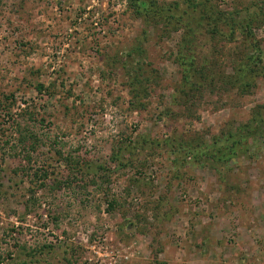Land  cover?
I'll list each match as a JSON object with an SVG mask.
<instances>
[{
  "label": "rangeland",
  "instance_id": "374dc122",
  "mask_svg": "<svg viewBox=\"0 0 264 264\" xmlns=\"http://www.w3.org/2000/svg\"><path fill=\"white\" fill-rule=\"evenodd\" d=\"M131 1L0 0V264H264V0H209L260 17L245 86L240 33ZM188 39L214 81L187 97Z\"/></svg>",
  "mask_w": 264,
  "mask_h": 264
},
{
  "label": "trees",
  "instance_id": "16d2710c",
  "mask_svg": "<svg viewBox=\"0 0 264 264\" xmlns=\"http://www.w3.org/2000/svg\"><path fill=\"white\" fill-rule=\"evenodd\" d=\"M133 1V0H132ZM131 1V2H132ZM137 1V0H134ZM184 4L186 5V10H182L180 8L179 3H174L173 7L168 8H162V9H155L154 7H148L144 6V4L138 5V12L141 15H146L148 17H153L154 19L162 18L165 20H171L170 14L172 12L181 11L183 15H186L188 17V20L190 23L198 22L199 25L207 27L208 32H210V35L217 36L221 35L223 36L224 33L221 32L218 28V24H226L229 29L231 30L229 33L230 40L234 41L236 35L240 33V35L245 39L247 44L253 49L250 51L253 54L245 53V55L240 59V63L238 68L235 70L234 76L230 78L229 81L235 83H244L250 76H257L259 67L262 64V52L259 46V42H255L256 44H253L255 41L253 30L254 27L257 26L260 22V17H252V19L248 18V21L244 24H239L237 21V18L233 17L232 15H227L225 12H222L220 10V7L217 5H212V2L207 0L202 3H198L196 0H184ZM172 5V4H171ZM173 9V10H172ZM176 12V13H179ZM182 15V16H183ZM181 16V17H182ZM181 21V20H180ZM179 21V24H181ZM189 26V24H188ZM187 26V27H188ZM191 26V25H190ZM189 28V29H188ZM187 28V34L188 36H192V31L190 27ZM244 34V35H242ZM227 36V35H226ZM224 37V36H223ZM193 38V37H190ZM225 38V37H224ZM188 47L187 49H183L180 51L179 55L176 58V63L179 65L181 69L182 74V82L180 84V92L189 90V92H186L187 97L189 96V93L192 91H196L197 87H201L204 84H207L209 86H213L212 82L214 81V78L212 77V74L206 75L203 71L205 70V67L202 71V79L204 82L199 81L200 78H198L197 74L199 73L198 70L195 68L197 64V50L191 48L193 46V42L188 39ZM136 54L141 56L140 48L136 49L134 51ZM139 73H130L128 74L130 78L129 87L131 89L132 94V105L134 106H140L139 99L141 98V93L147 92V89L144 88L143 82H147L148 79H141L142 76V68L136 69ZM143 81H141V80ZM207 82V83H206ZM249 82H247L248 84ZM231 83L229 82V85ZM242 84L243 86H245ZM142 86V87H141ZM250 84H248L245 88L249 87ZM232 157V156H231ZM230 157V158H231ZM229 160V159H228Z\"/></svg>",
  "mask_w": 264,
  "mask_h": 264
}]
</instances>
